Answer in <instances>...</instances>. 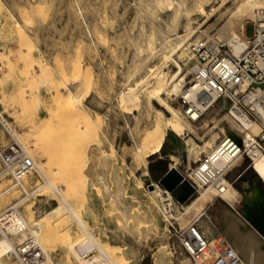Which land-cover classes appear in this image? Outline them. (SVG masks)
I'll list each match as a JSON object with an SVG mask.
<instances>
[{
	"label": "rangeland",
	"instance_id": "374dc122",
	"mask_svg": "<svg viewBox=\"0 0 264 264\" xmlns=\"http://www.w3.org/2000/svg\"><path fill=\"white\" fill-rule=\"evenodd\" d=\"M2 1L0 112L11 125L10 128L22 134L23 139H30L29 144L43 136L38 127L45 128L44 134L52 147L50 146L47 153L39 151L33 159L42 171H48L53 175L61 174L66 184L72 181H87L86 200L77 198L71 200L70 204L80 213L102 245L116 244L114 232L118 230V224L114 220L116 217L125 218V213H120L115 203L111 202L113 206L102 193L98 194V191L92 190L93 184L105 172L101 164L105 158L108 161L115 160L120 166H130L137 174L141 172L143 163L141 161L135 166L133 159L135 160L136 155L134 156L133 146L138 138L142 137L143 131L152 125L155 115V111L152 110L158 106L152 102V106H147L144 112L136 110L135 106L141 104L143 99L137 87L147 69L152 70L161 63L163 52L161 43L165 35L171 32L164 25L172 17L173 9H167L168 6L162 4L161 0ZM104 2L107 7L101 9ZM178 17L180 20L183 19L182 14ZM199 20L202 21L203 18L200 16ZM17 21L30 26L27 35L22 33V39ZM179 23L181 24H177L178 29L182 30V22ZM252 31L253 24H250L247 34L251 36ZM150 46L154 48L153 51L150 50ZM222 50L228 51L226 46ZM135 60L138 62L134 63ZM77 64H81L79 72L80 75L82 73L81 76L73 74ZM171 70H174L172 65ZM70 94H75L80 99L73 113L69 111L71 114L62 112L67 109L65 101L69 100ZM62 96L65 101L61 99ZM176 101L173 102L174 105L178 103L175 106L181 108L180 101ZM222 109L223 104L220 103L214 114ZM83 114H89L88 116L98 125L89 128L84 123ZM59 115L63 117L59 118ZM170 120L174 121L171 117ZM9 126L0 114V147L15 140ZM172 137L173 133L167 131L163 150L148 160L150 177L145 178V184L157 182L169 170L170 155L178 156L180 162L178 167L183 173L187 174L190 171L188 170L190 163L194 167L197 166L196 160L199 157L195 154L190 157L189 148L194 142L198 145H202L203 142L182 135L178 136V142L175 144ZM62 139H74L78 142V150L75 147L76 153H72L69 159L68 154L58 145V141ZM240 141L247 148L245 142L241 139ZM112 147L117 151L115 152ZM104 152L114 156H104ZM250 162L249 158H246L226 176L243 195L242 204L236 206L235 212L242 210L250 190L258 188L264 192L263 186L251 182L255 172L252 167L250 168ZM4 169L0 160V172ZM127 172L130 170L127 169ZM26 178L25 184L31 193V199L29 203L19 204L25 216L28 215L27 208L30 205L35 211H49L59 204L58 196L53 191L45 194L35 191L45 180L37 169ZM11 183H13L11 175L6 174L2 177L0 193L10 187ZM27 192L19 185L1 196L0 211L11 204L19 203L27 197ZM198 196L199 192L194 191L192 199L186 202L191 204ZM219 204L226 205L217 199V195L209 192L185 217L184 211L178 207L181 219L178 226L175 225L176 221H173V226L170 225L167 231L170 240L163 236L161 231L163 228H160L161 230L155 228L152 233L148 231L151 235H147L146 231L142 236L143 245L140 250L142 264H154V256L160 252L162 245H167L165 254L166 257L169 256L170 263L177 264V258L182 253L174 239V228L192 222L196 213L201 211H207L213 217ZM52 220L61 232L69 233L72 240L77 243L87 239L73 218L57 214ZM45 247L55 264H65L67 259L73 258L61 240ZM97 254H99L97 250H92L88 256ZM12 255L10 252V259ZM72 260L75 263L74 258Z\"/></svg>",
	"mask_w": 264,
	"mask_h": 264
},
{
	"label": "bare ground",
	"instance_id": "6f19581e",
	"mask_svg": "<svg viewBox=\"0 0 264 264\" xmlns=\"http://www.w3.org/2000/svg\"><path fill=\"white\" fill-rule=\"evenodd\" d=\"M161 1L162 4L169 7L167 9H173L172 17L169 16L171 17L170 20L164 25L171 32L165 35L161 43L163 49V52L160 51L162 52L161 63L152 70L147 69L141 78L139 87H137L143 99L141 104L135 106L136 110L144 112L147 106H152V102L158 106V108L152 110L155 111L152 125L149 126L150 128L147 127L146 131H143L144 134L141 135V138H138L137 143L135 142L136 144L134 143L135 146H133L135 147L134 156L136 155L135 160L133 159L135 166L142 161L143 167L141 172L137 174L130 166H120L115 160L108 161L105 158L106 160H102L101 163L105 172L101 178L94 182L92 189L98 191V194L102 193L103 197L110 203H115L116 209L121 211L120 213H125L123 219L116 217V220H114L113 217H110L118 224V230L114 232L116 244L102 245L88 227L86 221L82 219L80 213L70 204L71 200L77 198L82 201L86 200L87 181H72L66 184L61 174L53 175L48 171H42L36 160H34L36 169L45 179L44 183L37 186L35 191L43 194L53 191L58 196L59 204L49 211H35L29 204L30 206H27L28 215L25 216L19 209L7 222H0L3 229V236L0 237V264H8L10 252L14 254L22 250L26 237H30L32 241L43 248L47 264L55 263L47 252L45 245H51L58 240L66 244L69 254L75 260L74 263L73 258L71 259L67 252L70 258L67 259L65 264H142L140 250L143 245V234L147 231V235H151L148 234V231L152 233L155 228H163V230L160 229L163 231V236L165 239L170 240L167 231L170 225L174 224L173 219L177 222L175 223L177 226L178 221L181 219L178 207L184 211L185 217L187 213L194 209L198 201L203 199L209 192L217 195V199L226 205L219 204L213 217L207 211L196 213L191 224L194 227L197 226L196 229L212 244H228L240 256V264H264V192L262 193L258 188L250 190L247 193V199L242 210L235 212L236 206L242 204L243 195L226 176L234 167L243 162L244 157L235 155V151L231 150L230 147H224L226 146L224 143L229 140L238 144L242 151L245 146L240 139L243 140L247 145L245 149L252 158V168L261 179L264 187V150L252 147L256 140L252 138L259 137L263 130L264 109L256 112L257 117L262 121L261 124L247 113L236 112L227 100H218L214 103L209 101L199 108L205 113L192 121L185 116L180 100L183 95L194 100L196 98L195 93L203 88L202 83H197L191 90L192 92L186 94L190 82L188 76L196 66L193 47L200 43H207L215 46L217 52H221V46L223 45L227 47V52L232 57L242 58L248 48L249 38L252 36L247 34L248 26L253 24L254 28L255 25H264V0ZM102 5H100L102 6L101 9L107 7L106 2ZM207 7L211 8L207 9ZM180 14L183 15L181 20L178 17ZM200 16L203 18L202 21L199 20ZM179 22H182V30L178 29L177 24H181ZM17 25L20 27L21 32L19 31V34L22 39V33L27 35L30 26L19 22ZM150 50L153 51L154 48L150 46ZM137 62L138 60H135L134 63ZM171 65L174 70H171ZM81 68V64H77L74 67L73 71L75 73L73 74L80 75ZM62 98L65 101L63 96ZM68 99L66 100L69 102L65 101L67 109L65 108L62 112L73 113L76 105L80 103V99L75 94H70ZM176 100L180 101L181 108L176 107L178 103L175 104L176 106L174 105L173 102ZM220 103L223 104V109L214 114L217 105ZM0 114L3 121L9 126V122L1 112ZM88 115H82L84 123L89 128L98 125ZM62 117L63 115L61 117L59 115V118ZM170 117L174 121H171ZM100 120L99 118V123ZM10 126L11 135L23 146L25 153L30 157L33 158L42 150L47 153L52 147L50 140L46 139L44 127H38L43 136L34 143L29 144L30 139H23L22 134L10 128ZM167 131L173 133L172 139L175 144L178 142V136L182 135H188L191 136V140L199 139L203 142L202 145L194 142L192 143L193 146L189 148L190 157L192 154L199 157L196 160V167L190 163L188 168L190 171L187 174L183 173L178 167L180 163L178 156L170 155L169 170L161 177L164 178L169 171L176 169L185 179V184L189 185L192 190V194L186 198V201L192 199L194 191L199 192V196L193 199L191 204L186 201L184 203L180 202L174 196V193L163 187L159 181H151L149 184L144 182L145 178L150 177L147 162L152 156L160 154L163 150L167 139ZM58 145L60 149L68 154V159L71 157L70 155H73L72 153L75 154V151L78 150V142L74 139L59 140ZM105 155L114 156V154L111 155L107 152H104ZM127 169L130 172H127ZM5 172L6 169L1 174L3 175ZM26 181V177L15 179L9 185L10 187L0 193V197L19 185L27 192ZM30 196L31 193L28 191L27 197L20 199L21 201L19 200L20 202L16 205L19 206L20 203L24 202L29 203ZM120 213L118 212V214ZM57 214H64L66 217L73 218L79 224L87 239L82 241L83 243L80 241V243H77V241L72 240L73 238L69 233L61 232L52 220V217ZM152 236L155 235L152 234ZM162 246L160 252L154 256V264H171L169 256L166 257L165 254L167 245ZM177 246L182 253L177 258V264H201L205 260L204 255H202L199 257V261H196L181 249L178 243ZM92 250H97L99 254L90 255L91 257H89L88 254Z\"/></svg>",
	"mask_w": 264,
	"mask_h": 264
},
{
	"label": "built area",
	"instance_id": "2783aa9c",
	"mask_svg": "<svg viewBox=\"0 0 264 264\" xmlns=\"http://www.w3.org/2000/svg\"><path fill=\"white\" fill-rule=\"evenodd\" d=\"M248 44L240 59L223 51L222 49L225 48L223 45L221 52H217L215 46L207 43L193 47L196 66L188 76L190 82L186 94L191 93L197 83H202L203 88L195 93L194 100L184 95L180 98L184 114L188 119L194 121L202 116L205 112L199 108L209 101L214 103L218 100H227L236 112L247 113L262 124L256 112L264 109V25H255ZM262 125L261 135L252 138L256 139L252 147H258L260 150H264V124ZM224 144H226L225 148L230 147L234 150L235 155H242L244 160L249 158L250 168L252 167V158L245 147L241 151L238 144L229 140ZM0 160L6 169L3 175L0 172V179L8 174L14 181L36 171L34 159L25 153L23 146L16 140H11L0 147ZM19 209L16 203L3 209L0 212V222H7ZM196 228L197 226L194 227L191 222L174 228V239L191 258L199 261V257L204 255L205 260L201 264L241 263L240 256L228 244H212ZM1 236L3 229L0 225ZM8 264L47 263L43 248L30 237H26L22 250L14 253Z\"/></svg>",
	"mask_w": 264,
	"mask_h": 264
},
{
	"label": "water",
	"instance_id": "95a60500",
	"mask_svg": "<svg viewBox=\"0 0 264 264\" xmlns=\"http://www.w3.org/2000/svg\"><path fill=\"white\" fill-rule=\"evenodd\" d=\"M251 182H255L257 186H263L261 179L256 174H253ZM159 183L173 192L174 196L182 203L192 194L191 188L185 184V179L176 169L169 171L164 178H160Z\"/></svg>",
	"mask_w": 264,
	"mask_h": 264
},
{
	"label": "crops",
	"instance_id": "0c3cea01",
	"mask_svg": "<svg viewBox=\"0 0 264 264\" xmlns=\"http://www.w3.org/2000/svg\"><path fill=\"white\" fill-rule=\"evenodd\" d=\"M159 181V180H158Z\"/></svg>",
	"mask_w": 264,
	"mask_h": 264
}]
</instances>
